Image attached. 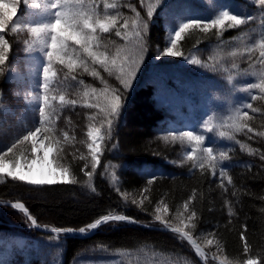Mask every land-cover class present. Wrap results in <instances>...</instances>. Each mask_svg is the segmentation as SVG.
<instances>
[{
	"label": "trees",
	"instance_id": "obj_1",
	"mask_svg": "<svg viewBox=\"0 0 264 264\" xmlns=\"http://www.w3.org/2000/svg\"><path fill=\"white\" fill-rule=\"evenodd\" d=\"M109 2L117 4L121 17L130 24L137 12L145 20L149 7L154 9L148 21V51L124 96L111 137L106 135L105 114L98 108L84 106L83 92L91 88L100 92L105 86L109 91L122 88L115 75L109 76L98 64L90 66L99 72V77L82 68L69 73L56 62L52 90L77 103L66 106L62 113L63 129L54 134L67 130L70 136L74 135L76 159L69 156L66 164L71 178L77 182L33 186L0 176V202L22 203L40 227L78 231L81 227L87 229L88 224L103 215H124L139 224H149L160 206L167 207V221L175 226L180 224L179 216L188 204V214L196 213L189 224L195 223L196 227L185 231L199 245L208 252L219 251L232 264H245L248 259L264 264V137L248 133L247 129L235 133V140L219 136L220 131H229L220 124L234 115L237 108L253 117L248 123L257 132L264 131V98H259L264 93L251 90L258 97L251 100L249 91L242 90L245 85L258 82L260 72L264 71L258 47L264 41V8L259 0ZM27 7L19 0L20 14L16 19L27 15ZM222 11L243 17L246 22L227 28L222 34L216 29L208 33L188 29L177 43L181 56L155 60L157 53L170 43L171 31L178 30L181 23L210 21ZM0 35L10 48L8 60L0 65L1 104V97L7 92V70L17 58V50L11 30ZM98 36L102 46L109 44L106 54L110 57L125 44L115 30L98 32ZM232 52L237 55L232 56ZM188 59H197L200 65L190 64ZM73 75L77 80L72 79ZM81 80L84 83H79ZM248 102L259 111L243 107ZM34 119L39 122V114ZM54 120L55 124L60 121L56 114ZM204 123L213 131L207 132ZM92 124L100 128L104 138L99 163L89 180L85 171H91L92 162L80 158L83 153L79 151V140ZM184 130L205 135V144L212 146L217 156L220 151L227 153L229 159L222 162L226 169L223 175L219 167L214 176L207 164L200 168L188 159L193 145L172 139L173 134ZM17 142V135H3L0 131V154ZM21 152L17 148L8 153L14 160ZM196 156L199 159V148ZM111 223L100 227L91 237L56 235L32 228L26 217L1 205L0 264H203L191 246L172 233L124 222L115 226ZM208 240L215 246L208 244ZM245 242L248 252L244 250Z\"/></svg>",
	"mask_w": 264,
	"mask_h": 264
},
{
	"label": "snow or ice",
	"instance_id": "obj_2",
	"mask_svg": "<svg viewBox=\"0 0 264 264\" xmlns=\"http://www.w3.org/2000/svg\"><path fill=\"white\" fill-rule=\"evenodd\" d=\"M18 3L19 0H0V5H7L10 9L9 12H5L0 7V33L7 30L10 22L12 24V32H16L17 27L22 26L19 21L13 20L18 9ZM23 3L25 5L30 4L33 8L38 7L43 15L50 17L43 23L23 25L27 27V30L34 37L30 51H38L46 60V64L42 68L43 80L40 86L43 95L38 97V99L42 100L38 109L39 126L35 127L34 131H28L22 140L19 141L21 144L27 141L31 142L30 157L26 158L21 155L15 160L6 159L7 153L12 152L16 148V144H12L6 153L0 154V176H6L13 181H21L33 186L74 184L77 181L71 178L70 169L60 162L63 159L59 155L63 151L61 141L55 136H51V133L55 131L54 115L58 111V108L50 103L49 97L52 85L51 77L56 76V72L52 71L53 62L64 65L69 73H74L77 68H82L84 72L89 73L91 76L99 77V72L90 66L98 64L109 76L115 75L122 88H112L109 91L108 87L105 86L100 92L96 88L83 92L84 106L98 108L101 113L105 114L107 121L106 135L111 137L116 118L123 107L124 96L127 90L132 87L133 81L145 59V53L148 51L146 43L148 21L153 16L154 9L149 7L147 19L145 20H141L140 14L137 12L136 19L132 20L130 24L127 18L121 17L120 12L117 10V4L109 2V0H44L41 4H37V0H23ZM157 3H159V0H157ZM101 4L103 5L102 11L100 10ZM259 4L264 8V0H259ZM121 19H123L122 24L120 23ZM245 22V18L230 14L228 11H222L215 18L206 22L199 20L183 22L179 25L178 30L175 31L170 41V46L164 47L157 55L181 56L182 53L176 50L177 43L181 39L182 34L188 29H199L204 33L216 29L218 34H222L227 28H237ZM130 28L131 35H129ZM112 30H115V35L123 39L125 44L117 47L115 56L110 57L106 54L109 44L102 46L99 43L98 32L109 33ZM101 47L104 48V51H101ZM258 47L260 57L262 62H264V41H261ZM9 51V42L3 35H0V65H4L8 60ZM231 55L236 56L237 52H232ZM187 62L200 65V61L197 59H188ZM65 79H67V76H65ZM72 79L77 80V77L73 75ZM79 83L82 84L84 82L81 80ZM101 83H104L103 79H101ZM255 89H258L260 93H264V71L260 72L258 82L254 81L245 85L242 90L249 91L250 99L256 100L258 97L251 92V90ZM52 99H55V97L53 96ZM59 101V108H63L65 105L74 106L77 103L76 100H65L64 95H59ZM243 107L250 109L252 112L259 111L250 102L244 104ZM252 119L253 117L248 112H242L240 108H237L234 115L229 116L226 121L220 124L221 128H227L229 131H220L219 136L228 140H235V133L247 129L248 133L264 137V131L257 132L249 125L248 121ZM203 127L207 132L213 131V127L207 123H204ZM42 133H48V135H44L43 139H40ZM87 137L91 141L88 144V150L91 153L92 163L91 171H85V175L91 180L92 173L96 171L99 163V141L104 137L101 135L100 128L92 126L88 128ZM249 138L251 139V137ZM64 139L68 140L67 133L64 134ZM172 139H179L181 142L186 140L193 145L188 159L193 160L200 168H204L207 164L211 167L214 176L216 175L217 167L220 168L221 175L226 171L222 162L227 161L229 156L225 151H220L217 156L213 147L205 144V135L196 134L191 130H184L179 135L173 134ZM197 148L200 149L199 159L196 156ZM80 158L85 159L83 156ZM261 159H264V154L261 155ZM148 183L151 184L152 180L149 179ZM228 183H232L231 177H229ZM93 191L95 190L93 189ZM11 207L24 209V205L20 203H13ZM188 208L189 205L185 204V211ZM163 212L165 214L168 212L167 207L163 209ZM160 213L161 209L158 207L155 215L156 221H159L166 229H170L173 233H177L181 238L187 240L196 253L203 254L192 234L189 231H185L190 226L194 229L196 227L195 223L189 224L181 221L182 226H173ZM195 217L196 213L193 211L188 215L187 220L189 222L194 221ZM27 218L31 220L33 225L36 224V220L32 216L28 215ZM125 220H129L132 223L136 222L134 218H128L124 215H103L94 223L88 224L87 228L96 229L101 224L109 221ZM52 231L59 234L61 232H73V229L53 228ZM85 231L84 227L79 229L80 233ZM241 239H245L243 233H241ZM207 243L212 244V240H208ZM244 250L245 252L249 251L247 242H245ZM245 264H261V262L255 259H248Z\"/></svg>",
	"mask_w": 264,
	"mask_h": 264
},
{
	"label": "rangeland",
	"instance_id": "obj_3",
	"mask_svg": "<svg viewBox=\"0 0 264 264\" xmlns=\"http://www.w3.org/2000/svg\"><path fill=\"white\" fill-rule=\"evenodd\" d=\"M44 0H37V4L43 3ZM0 7L3 8L5 12H9L10 9L7 5H0ZM30 10L36 13V19L33 21L28 22L25 21L23 16V19H21L22 26L17 27L16 32H12L15 35V49L17 50L16 56L17 58L12 62L11 67L7 70L6 74V85H7V92L4 93V95L1 97V104H0V131L1 134H14L17 135L19 141L22 140L23 136L27 134L28 131H34L35 127L39 126V122L34 119L35 114H39L38 109L42 103L41 99H38V97H42L43 91L40 87L42 85V68L46 64V60L44 59L43 55L39 53L38 51H30V47L33 43L34 37L32 34L27 30L26 26L28 24H39L47 21L50 19V17L43 15L38 7L33 8L30 5ZM19 15V13L16 12L15 16L13 17V20H16V17ZM11 22L9 23V25ZM7 27V30L10 31V27ZM176 30L171 31V39L174 36ZM170 39V41H171ZM170 46V43L168 44ZM163 50V49H162ZM160 50L159 52H161ZM177 50V49H176ZM175 57V56H174ZM172 58L170 56H156L155 60H165ZM55 64L56 62H53L52 65V71L56 72L55 70ZM55 78L51 77L52 85L49 91V97H50V103L58 108V111L56 113L57 117L60 119L59 123L55 124L58 131H61L63 129V119H62V113L64 112V109L67 105H65L63 108H59V95H61L57 90H52L55 85ZM55 97V99H52V97ZM65 100H68L65 97ZM92 127H97L96 125H90ZM88 126V128L90 127ZM62 128V129H61ZM84 131L85 136L79 140V137H77V141L79 140V151H82L83 154L81 156L85 157L84 160L89 159L91 161V153L88 150V144L91 143V141L87 137V131ZM77 131H80L82 133L83 131L80 129H77ZM67 133L68 140L64 139V134ZM44 135H48V133H42L40 136V139H43ZM102 135V132H101ZM51 136H55L61 141V146L63 148V151L59 153L60 156L63 157V159L60 161L64 166H67L66 161L67 157H72L73 159H76V147L74 148V145L77 144V142L72 143V138L74 135L70 136L67 132V130H64L63 132H58L57 134H54V132L51 133ZM101 141L100 143V151L101 152ZM16 150L17 148L21 149L22 152L20 155L16 156V159L19 158L21 155L27 157L31 156V142L27 141L23 144L17 142ZM4 154V153H2ZM10 153H7L6 159H11L9 157ZM15 160V159H14ZM92 162V161H91ZM68 167V166H67ZM161 209V215H164V218L167 220V213L165 214L163 212L164 206L159 207ZM189 212L183 211L179 216V222L184 221L185 223H189L187 220ZM121 222H112L111 225L115 226L116 224ZM181 224V223H180ZM175 225V226H182V225ZM149 227H164L162 224H160L159 221H156L154 219L153 222L149 224H145ZM181 238L179 235L172 233ZM211 246H215L213 243ZM202 247V246H201ZM191 249L194 251L196 256L199 258V260L203 261L205 264H223L222 262H226L223 258V256L219 253V251H215L214 253L208 252L204 247L205 256L204 258L200 257L195 250L191 247ZM227 264H229L227 262Z\"/></svg>",
	"mask_w": 264,
	"mask_h": 264
},
{
	"label": "water",
	"instance_id": "obj_4",
	"mask_svg": "<svg viewBox=\"0 0 264 264\" xmlns=\"http://www.w3.org/2000/svg\"><path fill=\"white\" fill-rule=\"evenodd\" d=\"M13 203H10V202H0V206L1 205H5V206H8V207H11ZM25 210L27 212V216L29 215V211L27 210V208L25 207ZM109 222H115V221H109ZM108 222V223H109ZM117 222H124V223H129V224H132V225H139L141 226L138 222H135V223H132V222H129V220H125V221H117ZM107 223H104V224H101L98 228L96 229H90L89 231L87 232H84V233H80L78 230H73V232H63V233H69V235H74V236H77V237H91L92 235H94L97 231V229H99L100 227H103L105 226ZM32 227L36 228L37 230H40L42 232H45V233H55L52 231V229H46V228H42L40 226H38V224L36 223L35 225H33ZM147 228V226H144ZM151 228V227H150ZM152 228H155L157 230H161L162 232H166V233H171L172 231L170 229H166L165 227L161 228V227H152ZM62 233V232H61ZM186 242L188 243V241L186 240ZM189 244V243H188ZM196 252V251H195ZM198 254V253H197ZM203 264H205L203 261H201Z\"/></svg>",
	"mask_w": 264,
	"mask_h": 264
},
{
	"label": "bare ground",
	"instance_id": "obj_5",
	"mask_svg": "<svg viewBox=\"0 0 264 264\" xmlns=\"http://www.w3.org/2000/svg\"><path fill=\"white\" fill-rule=\"evenodd\" d=\"M20 23H22V21L20 20L19 21ZM10 26L12 27V24H10ZM20 204H22V203H20ZM13 210H15L17 213H19V214H21L22 216H24V217H28L27 216V214H26V212H25V206H24V209H18V208H13V207H11ZM30 215V214H29ZM28 219V218H27ZM28 221H29V223H30V225H31V227L33 226V224H32V222H31V220H29L28 219ZM108 224V223H107ZM32 228H34V227H32ZM42 228H44V227H42ZM34 229H36V228H34ZM46 229H53V228H46ZM37 230V229H36ZM73 230H75V229H73ZM38 231H40V230H38ZM88 231V230H87ZM87 231H85V232H87ZM42 232V231H41ZM45 233V232H44ZM63 233V232H62ZM53 234H56V235H58L57 233H53ZM60 234V233H59ZM64 234H67V235H69V233H64ZM175 234H177V233H175ZM177 235H179V234H177ZM192 247V246H191ZM193 248V247H192ZM201 248V247H200ZM194 249V248H193ZM195 250V249H194ZM201 252L203 253L202 255L201 254H198L200 257H202V258H204V256H205V251H204V249H202L201 248Z\"/></svg>",
	"mask_w": 264,
	"mask_h": 264
}]
</instances>
